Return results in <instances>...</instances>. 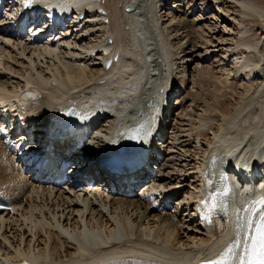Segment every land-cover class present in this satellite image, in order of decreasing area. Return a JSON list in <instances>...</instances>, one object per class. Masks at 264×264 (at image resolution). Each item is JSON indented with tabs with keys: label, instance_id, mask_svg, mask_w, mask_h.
Returning a JSON list of instances; mask_svg holds the SVG:
<instances>
[{
	"label": "bare ground",
	"instance_id": "6f19581e",
	"mask_svg": "<svg viewBox=\"0 0 264 264\" xmlns=\"http://www.w3.org/2000/svg\"><path fill=\"white\" fill-rule=\"evenodd\" d=\"M227 3L246 11L248 18L261 17L257 43L245 44L249 36L240 24L242 18L233 17L235 10ZM51 4L62 9L64 17L71 15L51 33L58 38L48 43L31 38L36 32L24 38L16 31L25 5L32 8L29 12L39 13ZM4 6L19 8L0 25V108H12L0 109V189L13 204L0 214V264L21 259L35 264H203L237 238V209L245 215L239 237L243 248L244 236L253 233L264 205L246 209L264 197V190L256 184L226 182L223 213L211 227L197 218L196 209L218 193L216 184L206 179L226 168L232 172V159L241 167H264V9L258 1L5 0ZM166 12L171 15L164 20ZM208 21L206 33L198 26ZM231 23H237L233 34ZM217 34L221 36L215 38ZM232 35L231 43H225L229 40L225 37ZM198 39L204 41L203 49ZM222 46L226 49L218 64L202 67L216 62L212 60ZM96 49L100 51L94 53ZM192 64L191 80L184 79V69ZM197 72L214 79L218 75L229 85L228 79L246 84L244 98L234 101L230 115L221 116L216 131L208 132L215 118L202 117L212 111L210 104L200 102ZM189 82L191 87L183 95ZM28 89L39 90L41 98L19 119L14 107ZM169 93L178 95L175 103L159 109L160 99ZM220 107L221 103L214 111ZM63 108L97 115L100 129L110 138L108 142L93 138L91 143L99 147H118L145 129L151 147L157 143L162 155L158 173L139 191L114 195L109 186L83 196L69 184L57 187L50 179L35 180L23 173L18 151L25 138L17 128L26 132L36 120L43 123ZM155 110L159 118L153 115ZM169 128L171 137L166 139ZM80 156L74 164L95 169L94 159ZM245 173L249 171H241ZM104 181L119 189L111 178Z\"/></svg>",
	"mask_w": 264,
	"mask_h": 264
},
{
	"label": "rangeland",
	"instance_id": "374dc122",
	"mask_svg": "<svg viewBox=\"0 0 264 264\" xmlns=\"http://www.w3.org/2000/svg\"><path fill=\"white\" fill-rule=\"evenodd\" d=\"M258 3H259V8L261 9H264V0H257ZM171 2V1H170ZM226 6L230 7L231 6V9L234 11L235 10V14L237 16H233V17H237L236 19H238L239 15L241 16L242 20L240 22L243 23L242 27L246 28V32H248V40L244 41L246 42L245 44H248L249 43V46H252L254 45L255 43H257V41H259L260 39V31H261V21L259 18V16H253L252 14H250V17H246L245 14L247 13L246 11H244V13L240 12V9L239 7H237L236 5L234 4H229L227 3ZM181 11H183V8H180ZM187 9V8H186ZM185 9V10H186ZM226 8H223L222 9V12L225 11ZM239 9V10H238ZM174 11V10H173ZM170 12V11H169ZM237 12V13H236ZM242 14V15H241ZM167 15H168V12H166L165 14H163L162 16H164V20L168 19L169 16L171 14L168 15V18H167ZM215 15V14H214ZM253 16V17H252ZM181 18H185V19H189L191 20V18H188L186 15L185 16H181ZM169 21V20H168ZM209 24V21L206 22V23H202L201 25H199L198 27H204V25H208ZM232 25H229V29L232 30V28L235 30V26H233V23H231ZM217 26V25H216ZM222 26V25H220ZM215 27V26H214ZM218 27V26H217ZM241 27V26H240ZM222 27H218V30H221ZM239 28V27H238ZM204 30L208 31V27H204ZM170 31H168L169 33ZM234 31L232 30L231 31V34H233ZM171 33H172V30H171ZM181 33V32H180ZM211 35V34H210ZM218 35V36H217ZM215 38H218L221 36V34H217ZM251 36V37H250ZM229 37V40L226 41L225 43H228L230 44L231 42L230 39H233L234 38V35L232 36H226L225 38ZM228 39V38H227ZM197 45L200 47V48H204L205 47V43L203 40L201 39H198L197 40ZM177 47H175L176 49ZM175 49L172 50V52L175 51ZM225 47H220L218 48V53L217 56L215 57V59H213L212 61L216 60V62H212V63H208L206 65H202V67H214L217 63V61H219V58L221 57L222 59V56H223V53L225 52ZM262 52L264 53V49L262 50ZM180 55H183L182 53ZM191 57V56H190ZM188 57H186L187 59ZM221 63V61H220ZM195 64V63H194ZM194 64H192L190 67L188 68H185L184 69V79H188V80H191V76L192 74L190 73H193L191 70L194 69ZM218 64V63H217ZM225 69H228L225 67ZM205 72V71H204ZM207 72V71H206ZM203 72H197L196 74V81L195 82H199L200 84V102L203 101L204 104H206V106L208 104V107L209 108V111H212V112H206L205 114H202V117L205 119V120H212V118H215V123L213 126H210L208 127V132H212V131H216L217 130V125L221 123V116H228L231 114V111L229 110H232L233 107L235 106V103H236V100L238 98H244V93H245V90H246V87H245V83H243L242 81H239V80H236V79H228V81L231 83L230 85L228 83H225V80L223 78H220V77H217L214 79L212 78L211 76H209L208 74L209 73H203ZM198 74H201V76H198ZM191 75V76H190ZM178 76H183L182 73H180V75ZM261 81V80H260ZM254 84V85H253ZM251 85L252 88H255V84L256 83H253ZM241 86V87H240ZM191 87V82L188 83V85L186 86V88H182V94L183 95H186V90L190 89ZM219 89V90H218ZM185 90V91H184ZM193 90L195 91L196 90V85H195V88L193 86ZM185 93V94H184ZM208 93V94H207ZM215 93V94H214ZM218 93V94H217ZM199 96V95H198ZM218 96V97H217ZM176 97H178V95H174L171 100H170V103H175L176 100H174ZM213 97V98H212ZM213 99V100H212ZM211 100V101H210ZM235 101V103H234ZM216 102V104H215ZM218 102V103H217ZM233 102V103H232ZM222 104L223 106V109H221V107L219 108L220 110L218 111H214L215 110V107L216 105L218 104ZM231 109H230V108ZM202 108V105L200 107V111H202L203 109ZM213 109V110H212ZM229 109V110H228ZM192 112H193V115H197L194 111V109L192 108ZM198 112V111H197ZM200 113V112H198ZM216 114H219V116H217ZM172 120H173V117H172ZM198 121V120H197ZM172 123V121H171ZM171 137V129L169 128L167 131H166V139H169ZM208 138V137H207Z\"/></svg>",
	"mask_w": 264,
	"mask_h": 264
},
{
	"label": "snow or ice",
	"instance_id": "6c2138e0",
	"mask_svg": "<svg viewBox=\"0 0 264 264\" xmlns=\"http://www.w3.org/2000/svg\"><path fill=\"white\" fill-rule=\"evenodd\" d=\"M212 198L209 197V199ZM256 204L264 205V197L253 202L252 207L246 211H251ZM237 217V238L217 258L205 260L203 264H233L236 259H238V264H264V213H261L260 220L255 223L253 233L251 235L245 234L243 248H241L239 237L244 229L245 215L237 209ZM248 224L251 225L252 221L249 220ZM237 249H240L238 257Z\"/></svg>",
	"mask_w": 264,
	"mask_h": 264
}]
</instances>
